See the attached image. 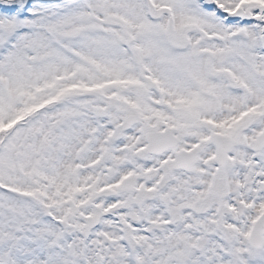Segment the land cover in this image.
Returning a JSON list of instances; mask_svg holds the SVG:
<instances>
[{
	"label": "snow or ice",
	"instance_id": "1",
	"mask_svg": "<svg viewBox=\"0 0 264 264\" xmlns=\"http://www.w3.org/2000/svg\"><path fill=\"white\" fill-rule=\"evenodd\" d=\"M0 264H264V0H0Z\"/></svg>",
	"mask_w": 264,
	"mask_h": 264
}]
</instances>
